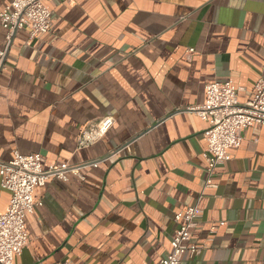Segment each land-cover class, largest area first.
Returning a JSON list of instances; mask_svg holds the SVG:
<instances>
[{
	"label": "crops",
	"instance_id": "0c3cea01",
	"mask_svg": "<svg viewBox=\"0 0 264 264\" xmlns=\"http://www.w3.org/2000/svg\"><path fill=\"white\" fill-rule=\"evenodd\" d=\"M48 7L51 31L16 32L0 72V158L40 154L44 169L76 171L35 189L41 205L25 218L30 241L13 264H160L187 206L201 210L191 243L203 250L181 264H264V125L243 132L207 186V124L191 109L214 82L231 81L240 104L253 97L264 0ZM6 35L0 25V50ZM105 116L109 132L79 147L82 127ZM10 198L0 176V216Z\"/></svg>",
	"mask_w": 264,
	"mask_h": 264
},
{
	"label": "built area",
	"instance_id": "2783aa9c",
	"mask_svg": "<svg viewBox=\"0 0 264 264\" xmlns=\"http://www.w3.org/2000/svg\"><path fill=\"white\" fill-rule=\"evenodd\" d=\"M56 1L72 3V0H11L7 7L0 10V25L7 32L6 47L0 50V72L16 32L27 30L30 39H34L51 31L53 12L48 3ZM188 52L193 54L194 51ZM238 92L239 89L231 81L208 84L204 104L191 108L207 124L203 133L207 142L204 153L207 186L212 185L211 177L217 166L231 160L230 150L241 146L243 132L255 124L264 125V76L256 83L253 97L246 103H239ZM113 125L114 119L110 116L89 122L80 131L79 147L96 143ZM43 164L44 159L40 154L15 153L9 162H2L0 158L1 186L11 193L9 205L0 216V264H13L15 257L29 244L25 218L41 205L34 200L35 189L43 187L50 178L65 180L69 171H76L67 164L49 166L47 169ZM200 216L201 210L197 206L184 207L176 214L177 228L171 249L160 264H181L185 254L195 257L202 252L203 246L191 243L192 231ZM212 229L214 231L215 227Z\"/></svg>",
	"mask_w": 264,
	"mask_h": 264
}]
</instances>
